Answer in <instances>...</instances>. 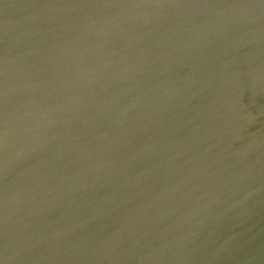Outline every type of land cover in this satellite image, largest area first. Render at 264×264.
<instances>
[{
	"label": "water",
	"instance_id": "obj_1",
	"mask_svg": "<svg viewBox=\"0 0 264 264\" xmlns=\"http://www.w3.org/2000/svg\"><path fill=\"white\" fill-rule=\"evenodd\" d=\"M260 219L264 0H0V264H264Z\"/></svg>",
	"mask_w": 264,
	"mask_h": 264
},
{
	"label": "bare ground",
	"instance_id": "obj_2",
	"mask_svg": "<svg viewBox=\"0 0 264 264\" xmlns=\"http://www.w3.org/2000/svg\"><path fill=\"white\" fill-rule=\"evenodd\" d=\"M189 3V2H188ZM173 6H177V7H179V8H181V6H179V5H177V3H173L172 4ZM186 6V5H185ZM184 7V6H183ZM224 5L223 4H219L217 7H215L214 8V10H213V13H215L216 11L217 12H220V11H222L221 12V14H220V16H218V17H216L217 19V21H220V22H222L223 21V23L224 24H228V23H230V21H228V18H232L233 20H235V23L237 22H239L238 20H239V18H235L237 15L235 14V15H230L229 17H227L225 14H224ZM141 8H143V7H141ZM149 10L151 11V12H154L155 11V8H149ZM185 10V7L182 9V10H180V13H179V15H178V19H181L180 20V23H175L176 25H178L179 24V26H181L182 27V29L183 30H185V31H187V40L188 41H192L193 43H198V44H200L201 46H204L205 44H203V42H206V40L207 39H209V38H212L214 41H220V42H223L224 43V45H226V46H228L229 44H231L232 46H236V48H237V45H238V43H240V40L239 39H241V37H242V33L240 32L239 34H238V32L236 33V40H235V38H232V35H229V36H227V35H225V34H220V36L219 37H217V34H216V36H214V38H213V36H212V34L211 33H205V32H203V31H201L204 27H205V25H206V23H204L203 21H201L200 19L196 22V21H194V22H190V21H185L184 19H185V17H186V14H187V12L188 11H184ZM232 13H234V12H232ZM237 17H239V16H237ZM210 18L211 19H214V17H212V16H210ZM175 20V19H174ZM159 24V26H158V30L161 28V26H162V24L160 23V22H155V24H154V26L151 28V29H153V28H155V26H156V24ZM235 23H232L230 26H232L233 24H235ZM186 24V25H185ZM192 26L194 27V29L192 28ZM247 28V27H246ZM245 28V29H246ZM121 35V34H120ZM177 36L178 37H176V38H174L175 40H181V35H178L177 34ZM211 39V40H212ZM165 40V39H164ZM164 40H161L160 42H159V46L164 50V51H166V50H168L169 49V45L167 44V42L166 41H164ZM167 40V39H166ZM212 40V41H213ZM215 42V43H220V42ZM207 43V42H206ZM206 46H209V45H206ZM231 46V47H232ZM94 47H95V43H92L91 44V46H90V49L88 48V46L86 45V44H84V45H81V46H79L77 49L79 50V51H87V53H92V54H94V52L92 51L93 49H94ZM86 53V54H87ZM119 53V51H117L116 52V54H118ZM209 55H211V54H209ZM158 56L159 55H155V57H153L152 59H149V62H150V64H154V60H155V58H158ZM208 60H210V58H208V57H206V58H204L203 60H202V62L204 63V62H206V61H208ZM158 87V86H157ZM144 93H147V96H151L150 95V93H151V91H145ZM162 93H164V91L162 92ZM237 223V222H236ZM236 223H235V225H236ZM234 225V226H235ZM234 228V227H233ZM235 229V228H234ZM252 231L253 232H256V233H259V232H261L260 234H263L264 233V220L263 219H260V220H258L257 222H256V224H254L253 225V229H252ZM235 236H237V235H235ZM233 246H237V243H234L233 244ZM252 260L251 259H249V260H245L244 261V263L243 264H246V263H249V262H251Z\"/></svg>",
	"mask_w": 264,
	"mask_h": 264
}]
</instances>
